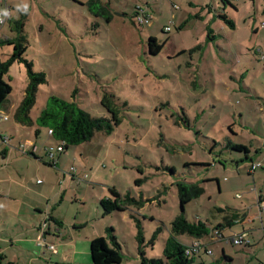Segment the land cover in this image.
Wrapping results in <instances>:
<instances>
[{
	"label": "rangeland",
	"instance_id": "374dc122",
	"mask_svg": "<svg viewBox=\"0 0 264 264\" xmlns=\"http://www.w3.org/2000/svg\"><path fill=\"white\" fill-rule=\"evenodd\" d=\"M99 1L111 21L94 15L88 0H6L12 13L0 24V38H14L13 20L24 15L23 57L45 74L30 111L33 119L51 95L75 101L93 116H108L100 104L106 91L122 115L110 132H95L66 148L55 166L44 164V147L52 143L46 128L35 137L34 127L13 118L27 84L26 63L9 66L4 80L11 91L0 110V188H13L25 206L18 199L2 206L0 220L8 224L2 233L9 235L15 226L13 236L25 239L26 222H40L41 211L30 205L44 210V195L48 212L62 223L60 239L50 238L63 261L49 257L48 250L37 255L31 249L32 259L18 264H91L89 240L104 235L106 226L113 227L123 255L118 264H140L139 246L147 258L162 257L170 222L181 212L178 181L204 188L184 205L188 220L216 224L224 212L212 218V207L236 209L246 217L222 228V239L201 238L212 253L202 248L197 261L211 263L223 249L230 264L264 262V212L256 193L264 192V0ZM142 10L150 14L149 23L136 21L135 12ZM149 37L163 42L157 54L149 53ZM12 50L0 44V60ZM25 141L37 147L40 159L18 151ZM230 142L248 146V158L228 147ZM252 161L260 166L249 173ZM110 187L142 205L103 214L99 199L110 195ZM242 233L249 247L226 240ZM176 238L186 245L194 241L187 233ZM67 239L82 251L75 258L71 252L63 256L68 248L60 242Z\"/></svg>",
	"mask_w": 264,
	"mask_h": 264
},
{
	"label": "trees",
	"instance_id": "16d2710c",
	"mask_svg": "<svg viewBox=\"0 0 264 264\" xmlns=\"http://www.w3.org/2000/svg\"><path fill=\"white\" fill-rule=\"evenodd\" d=\"M87 3L90 11L94 15L101 16L106 22L111 21V13L106 5L102 4L99 0H88ZM6 5L9 6L8 4ZM9 9L11 11L10 6ZM137 13L138 12H135V14ZM222 17L231 27L234 26L233 20L226 18L227 15L223 13ZM24 20V15H21L19 19L13 20L14 30L17 31V35L14 38H0V44H10L13 48L12 53L6 60H0V109L4 106L5 102H7V96L11 91L10 84L4 80V74L8 71L9 66L13 62H25L27 66V84L22 99L14 110L13 118L20 125L34 126L35 136H38L40 128L44 127L52 143L57 144L62 142L63 151L57 156L58 159L66 148L90 140L95 132H110L114 126L120 124L122 115L120 114V107L115 102L113 95L106 91L101 96L100 104L105 108L108 116H93L83 110L75 101H69L51 95L46 100L40 113L33 119L30 115V111L36 102L38 86L45 82V74L43 72H35L32 69L31 63L26 62L23 57V53L26 49V45L24 44L26 39L25 35L19 32H23ZM146 42L150 54H157L163 46V42H158L154 37H149ZM49 129H51V133H48ZM227 146L231 149L243 151L244 157L248 158L250 152L248 146L233 142L228 143ZM25 154L32 155L39 159L41 158L36 156L32 151H26ZM43 163L52 166L57 164V162L53 163L48 160L43 161ZM258 166H260V163ZM257 167H255L254 170ZM254 170H249L248 172L252 173ZM176 187L181 212L170 222V235L165 241L162 257L147 258L141 246H139L138 254L140 256V264H205L203 260H196V254H199L202 248L199 249V252H190L186 254V244L179 242L176 235L187 233L193 238L201 239L210 235L214 230L222 233V228L226 226L231 227L236 221L242 219L239 217V212H234V210L228 209L227 207H212L210 209L212 218H215V212H224L221 221H218L214 225L207 220L205 221L197 218L194 221H190L184 215V205L190 200L200 196L204 192V188L199 182L187 181H178ZM109 192V196H104L99 199L103 214L113 210H122L130 203H133L135 206L142 205V202L133 196L126 195L123 197L114 187H110ZM256 193L258 202H262L264 193H262V191H257ZM260 212L264 211L260 210ZM236 218H238V220H236ZM137 227L136 238L142 243L144 237L140 226L138 225ZM104 233V235L94 237L89 241L91 264H118L122 261L123 255L117 243L113 227L106 226L104 228ZM108 241L112 246L109 245ZM231 260V257L226 255L222 250L219 258L208 264H217L220 262L222 264H230ZM8 264L13 263L9 262Z\"/></svg>",
	"mask_w": 264,
	"mask_h": 264
},
{
	"label": "crops",
	"instance_id": "0c3cea01",
	"mask_svg": "<svg viewBox=\"0 0 264 264\" xmlns=\"http://www.w3.org/2000/svg\"><path fill=\"white\" fill-rule=\"evenodd\" d=\"M226 1L230 2L228 0H226ZM3 5L4 4L2 3L1 7H3ZM11 9H12V7H11ZM208 10H210V9H208ZM11 13H12V10L10 11V16H11ZM22 126H24V125H22ZM32 127H34V126H31L30 128H32ZM26 140H29V139L26 138ZM18 151H20V150H18ZM20 153L21 154H25L22 151H20ZM34 154L36 156H38L37 147L36 146H35ZM26 155H28V154H26ZM42 161H47V160H43L42 159ZM248 171H249V169H248ZM12 189L0 188V209L1 210H4V208H2V206L5 207L7 205V201H8V203H11V202L17 201V199L19 200L21 206H25L23 201L20 199V196H18L16 194L17 192L15 193L14 190H12ZM262 193H264V192H262ZM40 196H41V194H40ZM41 200L44 202L43 205H46L44 210L40 207L41 204H36L35 203L33 205H30L31 207L34 208V210L38 209L39 211H41V212L38 213V218H36L37 222H38V220H40V222L38 224L35 223V221L26 222V224L23 226V229H22V231L24 230L25 233L27 234L25 239H20L21 237L19 235L18 236H13L15 234H13L12 231H15L14 230L15 226H11V229H9L7 227L11 231V233L9 235L8 234H3L2 232H3L4 226H8V224H6L5 221H1L0 220V255L4 256L8 260V262H12L14 264H18V262H20L24 257L32 259V256L30 255L31 249H34L35 252L37 253V255H39L40 253L41 254H45V251L48 250L47 253L49 254V257H53L55 259L59 258V260L63 261V259L61 257L62 255L59 254L58 256H56L58 254V251L55 250L56 251V253H55V251L50 249L48 246H42L39 243V240H41V235H42V237L44 238V241L48 245H53L54 248H56L54 241H52L51 239H52L53 236L57 240L60 239V238H58V234L60 235V229H61V224H62L61 221L56 216H54L52 214V212H48V206H47L48 205V198H46L45 195H44V200H43V198ZM263 200H262V202H263ZM262 202H260V203H262ZM20 209H21V207H18V212H20ZM30 209L31 208L29 206L25 207V211H27V212H29ZM234 212H238V211L235 209ZM245 218L246 217L242 218L239 221L241 222ZM236 220H238V218H236ZM44 221H47V223H46L45 227L42 228L41 225H43L42 223ZM20 225H21L20 226V228H21L22 224H20ZM34 231H35V234L32 235V232H34ZM50 236H52V237L50 238ZM193 239H194V241L196 240V238H193ZM211 241H214V240L211 239L209 242H211ZM209 242H207V243L209 244ZM60 243L62 244V246L68 248L67 251H65L66 250L65 249L64 252H63L64 253V255H63L64 257L68 256L69 252H71L70 256L75 258V256L78 253L82 252L81 250L77 249V244L78 243L75 240L67 239V240L61 241ZM183 244H187V243H183ZM249 246H250V242L246 245V247H249ZM61 253H62V251H61ZM1 261H2V259H0V262ZM56 264H58V263H56ZM257 264H264V262H258Z\"/></svg>",
	"mask_w": 264,
	"mask_h": 264
},
{
	"label": "built area",
	"instance_id": "2783aa9c",
	"mask_svg": "<svg viewBox=\"0 0 264 264\" xmlns=\"http://www.w3.org/2000/svg\"><path fill=\"white\" fill-rule=\"evenodd\" d=\"M2 3L4 4L3 7H1ZM5 9L8 10V12L10 13L9 6L6 5L5 0H0V10H5ZM8 17L0 18V24H3L6 20V18H8ZM149 18H150V14L147 12H144V10L138 11V13L136 14V21L139 24H145L147 22L149 23L150 22ZM261 25H264V22H262ZM166 28L169 29L168 27H166ZM48 133H51V129L48 130ZM18 148L20 151H22L24 153H26V151H32V152L35 151V146L31 141H25V142L19 143ZM44 149H45L46 159L48 161L56 163L57 162V156L63 151V143L62 142H59L57 144L51 143L49 145H46ZM258 165H259V162H252L249 170H251V171L254 170V168L257 167ZM71 169L74 170V168H71ZM258 204L260 206L259 207L260 210L264 211V204L259 203V202H258ZM44 225H46V221L43 222V226ZM205 237H210L212 240L224 238L222 233H220L217 230H214L210 235L205 236ZM226 240H229L235 244L243 243L244 245H246L249 243V240L246 239L245 233L239 234L237 237L231 236L230 238H227ZM39 243L42 246H48L50 249L55 251L54 246L48 245L44 241V238L42 237V235H41V240H39ZM208 245L209 244L207 242L202 241L201 239H196L195 241L192 242V244L186 245L185 252H186V254H189L190 252H199V249L205 248L206 253H212V249Z\"/></svg>",
	"mask_w": 264,
	"mask_h": 264
},
{
	"label": "clouds",
	"instance_id": "9594fccd",
	"mask_svg": "<svg viewBox=\"0 0 264 264\" xmlns=\"http://www.w3.org/2000/svg\"><path fill=\"white\" fill-rule=\"evenodd\" d=\"M23 10L24 11H27V5H24L23 6ZM10 15V13L8 12V10H0V18H3V17H8Z\"/></svg>",
	"mask_w": 264,
	"mask_h": 264
}]
</instances>
